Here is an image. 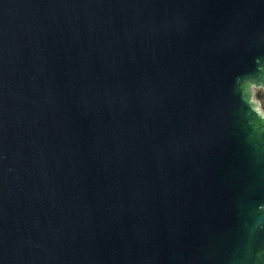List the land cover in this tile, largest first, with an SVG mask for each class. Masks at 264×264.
Instances as JSON below:
<instances>
[{"label":"water","instance_id":"95a60500","mask_svg":"<svg viewBox=\"0 0 264 264\" xmlns=\"http://www.w3.org/2000/svg\"><path fill=\"white\" fill-rule=\"evenodd\" d=\"M264 0H0V264H264Z\"/></svg>","mask_w":264,"mask_h":264},{"label":"rangeland","instance_id":"374dc122","mask_svg":"<svg viewBox=\"0 0 264 264\" xmlns=\"http://www.w3.org/2000/svg\"><path fill=\"white\" fill-rule=\"evenodd\" d=\"M254 97L259 100L260 107L264 110V88L258 87L254 89Z\"/></svg>","mask_w":264,"mask_h":264}]
</instances>
